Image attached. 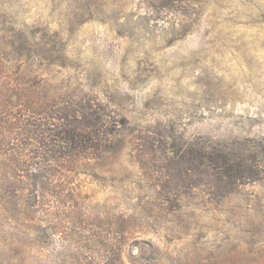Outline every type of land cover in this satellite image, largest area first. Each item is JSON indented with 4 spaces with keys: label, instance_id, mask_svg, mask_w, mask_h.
<instances>
[{
    "label": "rangeland",
    "instance_id": "obj_1",
    "mask_svg": "<svg viewBox=\"0 0 264 264\" xmlns=\"http://www.w3.org/2000/svg\"><path fill=\"white\" fill-rule=\"evenodd\" d=\"M27 57L62 98H92L110 118L104 151L60 181L92 214L138 226L115 258L264 264V171L213 204L196 171L183 181L199 141L264 160V0H0V72ZM28 193L19 219L0 215V264H66L67 238L39 239L32 224L67 206L48 195L34 208Z\"/></svg>",
    "mask_w": 264,
    "mask_h": 264
},
{
    "label": "trees",
    "instance_id": "obj_2",
    "mask_svg": "<svg viewBox=\"0 0 264 264\" xmlns=\"http://www.w3.org/2000/svg\"><path fill=\"white\" fill-rule=\"evenodd\" d=\"M20 59L25 69L19 66L20 72H0V215L7 213L8 219H19L20 198L25 190L35 194L34 200H29V193L26 199V204L34 208L44 205L46 196H53L67 208L50 211L46 219L34 221L32 228L36 225L39 239L66 237L64 243L70 252L66 264H97L93 252L98 247L109 250L101 264H123L122 258H115L113 253L127 238L135 236L138 226L130 224L126 214H116L113 223L92 214L79 203L83 198L60 181L65 173L77 171L81 159L99 157L106 148L113 132L105 108L92 98L81 99L73 94L62 98L51 79L42 78L43 74L31 68L29 57ZM183 158L191 166L185 168L183 181L190 170L196 171L193 184L208 185L206 201L212 204L224 200L241 185L258 180L264 171L263 159L251 155L246 146L228 142L199 141L184 151ZM61 196L67 198L66 202ZM35 212L27 210L25 217L33 220ZM86 225H93V231ZM188 261L178 264H191Z\"/></svg>",
    "mask_w": 264,
    "mask_h": 264
}]
</instances>
